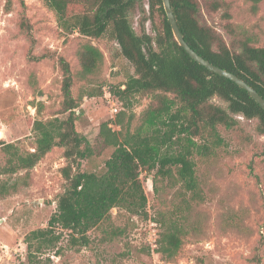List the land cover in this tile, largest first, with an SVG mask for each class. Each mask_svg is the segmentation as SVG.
<instances>
[{
	"label": "rangeland",
	"instance_id": "1",
	"mask_svg": "<svg viewBox=\"0 0 264 264\" xmlns=\"http://www.w3.org/2000/svg\"><path fill=\"white\" fill-rule=\"evenodd\" d=\"M224 1L225 9L212 17L205 13L209 23L228 40L225 27L231 23L242 37L264 46V0L256 8L248 0ZM24 5L12 0L7 9V0H0V140L14 142L21 152L33 151L34 121L63 116V75L57 61L63 56L76 75L72 89L81 103L76 128L94 149L92 156L82 160L81 169L101 173L114 150L100 136L102 124L123 134L141 128L151 98L117 96L115 90L124 87L134 70L124 57H115L112 45L92 40L104 60L92 73L82 74L78 52L89 38L77 29L63 30L44 0H24ZM226 10L229 19L224 17ZM22 12L33 25L35 44L20 29ZM155 20L159 24L157 15ZM255 124L256 120L245 119L231 129L220 127L224 145L214 154H195L203 201L185 206L180 184L173 178H159L156 189L154 177L150 179L153 174L142 172L148 197L146 218L114 207L107 219L89 231L90 243L76 247L69 242V231L56 226L61 239L44 257H51V264H264V135L255 131ZM1 146L4 163L7 155ZM65 164L63 148L55 147L25 181L21 179L25 170L0 177L20 178L17 189L0 198V264H28L25 237L47 227L57 211ZM169 230L181 234L180 247L172 257L159 251L161 233Z\"/></svg>",
	"mask_w": 264,
	"mask_h": 264
},
{
	"label": "trees",
	"instance_id": "2",
	"mask_svg": "<svg viewBox=\"0 0 264 264\" xmlns=\"http://www.w3.org/2000/svg\"><path fill=\"white\" fill-rule=\"evenodd\" d=\"M20 1L24 5V0ZM170 1L186 42L213 64L244 79L264 97V46L242 37L231 23L225 27L228 40L205 17V13L212 17L228 4L224 0ZM248 1L256 8L263 0ZM44 2L56 13L63 30L77 29L89 38L78 52L82 74L92 73L104 60V53L92 40L112 45L115 57H124L134 70L124 87L115 90L117 96L122 100L149 96L151 101L143 111L142 127L133 132L123 134L108 123L102 124L100 136L105 146L114 150L103 172L84 171L81 162L92 156L94 149L76 128V110L81 104L72 89L76 75L65 57H57L63 75V116L34 121L33 151L21 152L14 142L0 140L7 155L5 162H0V177L25 170L21 177L25 181L30 170L55 147L63 148L66 159L61 169L65 183L58 196L57 211L47 227L34 229L25 237L28 264H51L52 258L44 255L55 250L61 239L62 232L55 231L56 226L69 231V242L76 247L90 243L89 231L107 219L114 207L146 218L148 197L142 172L153 174L156 189L159 178H173L180 184L185 206L203 201L195 154H214L225 143L220 127L234 128L240 120H256L255 131L264 135V108L247 90L186 52L174 36L163 0ZM11 4L12 0H7V9ZM155 15L160 18L159 24ZM224 17L231 18L227 10ZM21 18L20 29L35 44L33 25L24 12ZM18 180L0 179V198L15 191ZM159 244V251L172 257L181 244L180 230L163 231Z\"/></svg>",
	"mask_w": 264,
	"mask_h": 264
},
{
	"label": "water",
	"instance_id": "3",
	"mask_svg": "<svg viewBox=\"0 0 264 264\" xmlns=\"http://www.w3.org/2000/svg\"><path fill=\"white\" fill-rule=\"evenodd\" d=\"M163 4H164V8H165L168 20L171 24L174 36H175L176 40L178 41V43L186 50V52L194 60H196L201 65L207 67L209 70L231 79L232 81L237 83L239 86H241L242 88L247 90L249 92V94L251 95V97H253L255 99V101L258 102L264 108V97L253 86H251L249 83H247L244 79H242L241 77H239L235 73L228 71L226 69H223V68L213 64L212 62H210L209 60H207L206 58H204L203 56L198 54L186 42V40L184 39V36L182 35V32L179 28L177 20L175 18V15H174V12H173V9L171 6V1L170 0H163ZM0 134H1V131H0ZM150 179H153V175H150Z\"/></svg>",
	"mask_w": 264,
	"mask_h": 264
},
{
	"label": "bare ground",
	"instance_id": "4",
	"mask_svg": "<svg viewBox=\"0 0 264 264\" xmlns=\"http://www.w3.org/2000/svg\"><path fill=\"white\" fill-rule=\"evenodd\" d=\"M2 135H3V132H1L0 136H2Z\"/></svg>",
	"mask_w": 264,
	"mask_h": 264
},
{
	"label": "built area",
	"instance_id": "5",
	"mask_svg": "<svg viewBox=\"0 0 264 264\" xmlns=\"http://www.w3.org/2000/svg\"><path fill=\"white\" fill-rule=\"evenodd\" d=\"M117 110V109H116Z\"/></svg>",
	"mask_w": 264,
	"mask_h": 264
}]
</instances>
